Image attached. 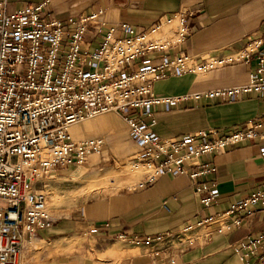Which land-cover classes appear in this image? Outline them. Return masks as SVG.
Segmentation results:
<instances>
[{
	"label": "built area",
	"instance_id": "2783aa9c",
	"mask_svg": "<svg viewBox=\"0 0 264 264\" xmlns=\"http://www.w3.org/2000/svg\"><path fill=\"white\" fill-rule=\"evenodd\" d=\"M5 7L0 2V264H19L23 244L53 225L45 180L59 170L85 166L104 146L103 139L71 140L69 128L75 124L110 113L121 117L139 146L138 159L155 170L146 178L188 176L203 207L214 200L215 184L208 178L216 168L202 158L245 141H264L263 118L226 132L199 130L161 138L154 131V109L161 104L188 99L225 104L251 94L264 97V27L243 49L198 60L171 53L189 34L183 14L175 20L174 35L163 36L159 26L143 33L125 23L110 26L102 11L61 20L48 0L12 13ZM118 32L123 35L117 37ZM150 58V63L134 67ZM233 64L253 65L245 84L174 98L153 93L159 81L204 75ZM262 206L264 186L232 206L230 213L252 214ZM180 236L137 240L121 235L119 240L152 246ZM234 251H261L252 264H264V234L244 240Z\"/></svg>",
	"mask_w": 264,
	"mask_h": 264
},
{
	"label": "crops",
	"instance_id": "0c3cea01",
	"mask_svg": "<svg viewBox=\"0 0 264 264\" xmlns=\"http://www.w3.org/2000/svg\"><path fill=\"white\" fill-rule=\"evenodd\" d=\"M43 1L0 0L5 2L8 13ZM48 1L58 19L102 11L108 25L125 23L138 33L159 26V33L168 31L173 36L175 20L183 14L189 34L171 53H184L198 60L241 50L248 38L264 27V0ZM152 59L140 60L134 67ZM252 68V64H233L204 75L169 78L155 83L153 93L157 97L174 98L243 85ZM154 118V131L161 138L199 130L233 131L257 118L264 121V97L251 94L225 104L192 99L161 104L155 107ZM69 136L74 141L103 139L101 150L88 158L86 166L90 169L109 160V152L112 154L115 148L138 146L130 139L126 122L113 113L79 123L69 129ZM202 161H210L216 168V173L208 178L215 184L214 200L208 207L199 204L186 175L165 174L153 181L144 177L132 189L84 204L69 217L53 221L36 239L48 242L59 252L55 264H252L261 251L237 254L234 249L244 240L264 234V206L257 207L252 214L230 213V210L264 186V141H245ZM186 226L191 229L184 232ZM169 233L181 236L170 243L142 246L134 255L125 252L122 257L118 253L116 245L121 235L155 240Z\"/></svg>",
	"mask_w": 264,
	"mask_h": 264
},
{
	"label": "rangeland",
	"instance_id": "374dc122",
	"mask_svg": "<svg viewBox=\"0 0 264 264\" xmlns=\"http://www.w3.org/2000/svg\"><path fill=\"white\" fill-rule=\"evenodd\" d=\"M176 27L177 21L174 23V28ZM171 35L168 31L163 33V36ZM137 150H139L137 145L133 149L127 148L126 145L120 149L115 148L112 154L109 152L110 159L103 161L98 167L90 169L85 165L80 168L66 169L64 173L59 170L58 175L47 178L44 182V191L48 196V209L53 221L69 217L84 204L107 198L115 192L125 191L126 188L132 189L144 177L153 175L155 170L148 168L138 159ZM36 237L23 244L19 264L58 263L56 256L59 252L54 251L48 242L38 241ZM116 246L122 257L125 252L134 255L142 247V245L132 246L122 241H118Z\"/></svg>",
	"mask_w": 264,
	"mask_h": 264
}]
</instances>
